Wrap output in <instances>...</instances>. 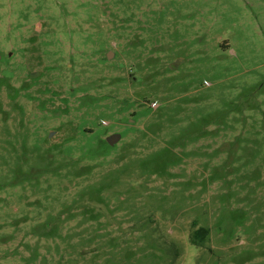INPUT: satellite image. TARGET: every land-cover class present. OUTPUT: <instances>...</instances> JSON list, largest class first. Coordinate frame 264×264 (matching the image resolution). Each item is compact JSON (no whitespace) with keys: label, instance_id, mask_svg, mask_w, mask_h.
I'll list each match as a JSON object with an SVG mask.
<instances>
[{"label":"rangeland","instance_id":"rangeland-1","mask_svg":"<svg viewBox=\"0 0 264 264\" xmlns=\"http://www.w3.org/2000/svg\"><path fill=\"white\" fill-rule=\"evenodd\" d=\"M0 264H264V0H0Z\"/></svg>","mask_w":264,"mask_h":264},{"label":"trees","instance_id":"trees-1","mask_svg":"<svg viewBox=\"0 0 264 264\" xmlns=\"http://www.w3.org/2000/svg\"><path fill=\"white\" fill-rule=\"evenodd\" d=\"M209 233V228L199 227L192 232L190 241L192 242V244L202 247L206 244Z\"/></svg>","mask_w":264,"mask_h":264},{"label":"water","instance_id":"water-1","mask_svg":"<svg viewBox=\"0 0 264 264\" xmlns=\"http://www.w3.org/2000/svg\"><path fill=\"white\" fill-rule=\"evenodd\" d=\"M118 137H119V135L113 134V135L109 136L108 140L111 144H113L118 139Z\"/></svg>","mask_w":264,"mask_h":264}]
</instances>
